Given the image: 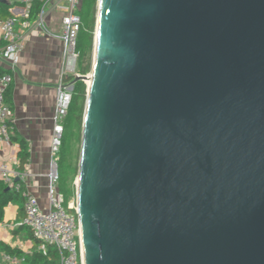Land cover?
<instances>
[{
	"label": "water",
	"instance_id": "water-1",
	"mask_svg": "<svg viewBox=\"0 0 264 264\" xmlns=\"http://www.w3.org/2000/svg\"><path fill=\"white\" fill-rule=\"evenodd\" d=\"M93 47L84 264H264V0H98Z\"/></svg>",
	"mask_w": 264,
	"mask_h": 264
},
{
	"label": "built area",
	"instance_id": "built-area-1",
	"mask_svg": "<svg viewBox=\"0 0 264 264\" xmlns=\"http://www.w3.org/2000/svg\"><path fill=\"white\" fill-rule=\"evenodd\" d=\"M11 6H19L20 14L12 13L0 21V60L5 74L0 75V182L12 187L18 177L15 155L2 156L4 147L9 146L13 133V111L6 102V95L18 66L19 54L24 46L21 29H28L35 24L44 35L57 38L62 43V78L57 88L55 113L53 117L54 140L51 143V160L48 173V208L42 209L38 199L25 193L23 202L24 218L13 225L12 230L25 226L33 238L39 242L35 247L31 240L17 238L10 247L22 253V256L0 252V264H28L26 258L34 252L46 256L49 249L55 251L58 264H84L81 247L80 228L77 217L76 201L65 203L64 196L58 191V149L63 132L62 122L67 115L72 85L64 78L75 70L77 62L76 41L81 28L79 9L82 0H2ZM41 4L40 13L34 22L30 21L32 6ZM50 4L61 16V33L53 34L45 25V8ZM78 76V75H76Z\"/></svg>",
	"mask_w": 264,
	"mask_h": 264
},
{
	"label": "crops",
	"instance_id": "crops-1",
	"mask_svg": "<svg viewBox=\"0 0 264 264\" xmlns=\"http://www.w3.org/2000/svg\"><path fill=\"white\" fill-rule=\"evenodd\" d=\"M8 6L11 16L20 14L19 6ZM45 25L53 34L61 33V14L50 5L47 10ZM5 18H0L4 20ZM24 46L19 54L18 66L10 85L11 91L6 95V102L13 111V133L9 146L4 147V158L15 155L18 160L15 166L18 177L15 182L25 185L26 193L34 195L42 209L48 208V173L51 159V135L55 113L57 88L62 78V43L57 38L42 34L32 24L28 29H21ZM2 42L0 39V47ZM0 70H4L0 60ZM24 140L28 147V158L21 166L19 161L20 146ZM20 207L9 204L4 209V220L0 224V241L11 246L18 237L11 236L5 230V224L18 223ZM10 228V227H8ZM26 240V239H25ZM28 240V239H27Z\"/></svg>",
	"mask_w": 264,
	"mask_h": 264
},
{
	"label": "trees",
	"instance_id": "trees-1",
	"mask_svg": "<svg viewBox=\"0 0 264 264\" xmlns=\"http://www.w3.org/2000/svg\"><path fill=\"white\" fill-rule=\"evenodd\" d=\"M98 0H82L80 9L78 11L81 18V28L78 33L76 41V54H77V75L86 76L91 71L92 66V51L94 42V29L96 20ZM41 4L35 3L32 6L30 21L34 22L40 13ZM8 6L0 2V18L7 19L10 15L7 12ZM4 19V20H5ZM4 70H0V75L5 74ZM75 76H68L64 78V82L72 85L71 99L69 109L66 117L63 120V134L60 151L58 154L57 173H58V191L64 196L65 202L68 203L74 196L73 187L68 186L69 174H66L63 167L67 164L70 171V164L68 162V154L70 144L80 143L82 136V124L84 117V110L86 104V85L82 81L74 83ZM11 91V88L9 87ZM8 90L9 94L10 91ZM7 92V93H8ZM20 146L19 161L22 166L28 158V147L24 140L18 141ZM75 175L78 174L77 168L71 169ZM26 193L25 185L18 181L12 187L0 182V224L4 220V209L9 204H17L20 207L19 223L24 218L23 202L24 194ZM14 237L22 240H31L33 245L38 246L39 242L36 241L32 233L23 225L12 231ZM0 252L10 255L22 256V253L16 249H12L9 245L0 241ZM28 264H58V259L54 250L49 249L46 256L41 253L34 252L32 256L26 258Z\"/></svg>",
	"mask_w": 264,
	"mask_h": 264
},
{
	"label": "rangeland",
	"instance_id": "rangeland-1",
	"mask_svg": "<svg viewBox=\"0 0 264 264\" xmlns=\"http://www.w3.org/2000/svg\"><path fill=\"white\" fill-rule=\"evenodd\" d=\"M49 7H50V4H48L47 6H46V8H45V16H47V10L49 9ZM97 9H98V4H97ZM96 16H97V11H96ZM95 27H96V20H95ZM94 34H95V29H94ZM94 48V47H93ZM94 50V49H93ZM92 59H93V51H92ZM77 75V66H75V70H74V72L73 73H71V74H69L68 76H76ZM89 74H87L86 76H88ZM67 76V77H68ZM68 85H70V84H68ZM54 117V116H53ZM63 123V122H62ZM53 124V123H52ZM62 134H63V132H62ZM53 140H54V135H53V126H52V135H51V143L53 142ZM59 141H60V145H59V149H58V154H59V151H60V147H61V142H62V135H61V137H60V139H59ZM80 146H81V144L80 143H71L70 144V147H69V154H68V162H69V164H70V171H69V168H68V166H67V164H64V167H63V169H64V171H65V173L66 174H69V177H68V186L70 187V188H72L73 187V189H74V196H73V198H71L69 201L71 202V201H76V180H77V174L75 173V175L73 174V172H71V169H74V168H77V171H78V165H79V157H80ZM50 152H51V147H50ZM57 154V155H58ZM51 160V159H50ZM64 200H65V198H64ZM66 203V202H65ZM8 227H10V228H8ZM12 225H11V222H7L6 224H5V230H7L8 232H9V234L11 235V236H13V234H12ZM20 239V238H19ZM35 247H37L36 245H35ZM1 263V262H0Z\"/></svg>",
	"mask_w": 264,
	"mask_h": 264
},
{
	"label": "bare ground",
	"instance_id": "bare-ground-1",
	"mask_svg": "<svg viewBox=\"0 0 264 264\" xmlns=\"http://www.w3.org/2000/svg\"><path fill=\"white\" fill-rule=\"evenodd\" d=\"M87 83L89 84V82L87 81Z\"/></svg>",
	"mask_w": 264,
	"mask_h": 264
}]
</instances>
